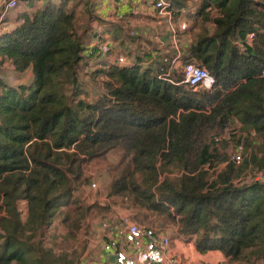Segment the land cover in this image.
<instances>
[{"label": "trees", "instance_id": "obj_1", "mask_svg": "<svg viewBox=\"0 0 264 264\" xmlns=\"http://www.w3.org/2000/svg\"><path fill=\"white\" fill-rule=\"evenodd\" d=\"M168 1L174 20L187 10L179 59L171 30L152 52L132 51L119 25L107 28L117 50L99 54L70 0L19 11L0 32V264H81L85 245L72 242L92 213L110 210L85 202L86 165L115 149L106 194L125 197L140 223L172 224L227 264H264V181L252 175L264 170V0ZM188 63L213 84L184 83ZM89 75L101 83L94 96Z\"/></svg>", "mask_w": 264, "mask_h": 264}, {"label": "rangeland", "instance_id": "obj_2", "mask_svg": "<svg viewBox=\"0 0 264 264\" xmlns=\"http://www.w3.org/2000/svg\"><path fill=\"white\" fill-rule=\"evenodd\" d=\"M58 3L60 0H53ZM90 7L85 8V0H70L69 8L73 10V14L76 18V28L79 32L84 30L90 36L87 39V42L92 46H98V53L104 54L99 46L100 44L107 43L109 46L113 47L114 50H117V43L112 38V36L107 33V28L113 27L116 28L118 25L127 32L130 30V34H133L134 37L127 38L126 36L122 39L125 49L134 50L139 46L145 51L152 52L151 46L153 43H159L163 38H165L170 30V26L167 24V27L162 23L158 22L163 18L159 15H155L151 10L145 8L142 4L135 3L133 0H88ZM199 0H191L189 6H197ZM44 0H33V7H28V3H25L24 0H21L18 6L12 11H27L31 12L37 7H41ZM127 6V8H125ZM33 8V9H32ZM2 11V10H1ZM15 12V14H17ZM185 14L183 13L177 20L173 19L172 26L176 29L179 27V23L185 22ZM20 21H16L15 16L6 18L5 20L0 21V32H3L8 29H12ZM177 25V26H176ZM164 40V39H163ZM162 40V41H163ZM119 50V49H118ZM107 52V51H106ZM118 55L123 56V61L121 63H128L130 59L126 56L125 51L117 52ZM142 54V53H140ZM99 57L94 55L92 59L88 60L87 67L84 68V72L88 73L94 70V64L97 62ZM102 58V57H101ZM104 58V56H103ZM131 61V60H130ZM132 63V62H131ZM129 64V63H128ZM145 66V64H144ZM179 67V65H178ZM85 77V76H84ZM85 86L89 90L90 95L94 96L99 90V80L93 79L91 75L84 78ZM118 153L114 152L109 155L108 159L105 162H99L103 165L109 163H116L118 159ZM86 172L91 175V183L89 186L84 187V196L86 203H92L94 200H99L102 204L108 205L110 208L109 214L105 217H101L95 213L89 217L88 221L85 223L84 228L78 234L76 242H72L74 247H82L85 245V250L81 256V264H93L91 262H99L101 259V242L107 240L110 236L109 229L101 230L100 225L104 219L114 221L117 216L130 214L137 219V210L131 208L127 204V199L125 197H109L107 196V185L111 178L114 176L115 171L110 172L105 168H101L98 164L90 162L86 165ZM257 172H254L252 175L255 176ZM264 180V172L262 173ZM258 176V175H257ZM139 222V220H138ZM158 228V227H156ZM157 232L166 233L171 236L172 243L171 246H175L176 238L182 240L178 237H175V226L169 224L168 227H165L164 230H157ZM51 231L50 233H53ZM183 241V240H182ZM61 245V241L59 242ZM71 245V246H72ZM175 258L178 259L180 264H185L186 259L183 255L174 254Z\"/></svg>", "mask_w": 264, "mask_h": 264}, {"label": "built area", "instance_id": "obj_3", "mask_svg": "<svg viewBox=\"0 0 264 264\" xmlns=\"http://www.w3.org/2000/svg\"><path fill=\"white\" fill-rule=\"evenodd\" d=\"M21 0H0V6L5 9L16 8ZM150 9L155 15L163 18L172 32V42L177 43V30L173 28V14L169 9L168 0H133ZM179 29H185V22L179 23ZM252 39V34L248 40ZM99 48L106 53L109 45L100 44ZM175 59H179L181 53L179 49ZM118 61H123V56L119 55ZM185 77L184 83L193 88L204 86L209 88L214 80L206 69L198 67L193 63H188L183 67ZM243 158V145L237 144L231 155V160L240 163ZM263 171H259L253 176L256 180H263ZM258 175V176H257ZM101 230L110 231L107 240L101 242L102 251L107 254L104 264H180L175 255L169 252L171 246L170 235L157 232L154 229L138 222L130 214L119 215L114 221L104 219L100 225Z\"/></svg>", "mask_w": 264, "mask_h": 264}, {"label": "crops", "instance_id": "obj_4", "mask_svg": "<svg viewBox=\"0 0 264 264\" xmlns=\"http://www.w3.org/2000/svg\"><path fill=\"white\" fill-rule=\"evenodd\" d=\"M126 2H128V0H126ZM125 8H127V6H125ZM14 9V8H12ZM12 9H5L3 6H0V21L5 20L6 18H10V17H14L16 18V11H12ZM2 10V11H1ZM150 10V9H149ZM186 10V9H185ZM185 10L183 11L185 13ZM187 11V10H186ZM18 13V12H16ZM158 22H162L166 27L167 24L164 20H159ZM189 37L180 29L178 30V36H177V43H173L171 40V36H170V40L171 43L174 45V47L176 49H179L180 53L183 54L184 52L180 50V47L184 49L183 43H187ZM117 152L118 153V159L120 157V150L115 149L112 152L109 153V155H111L112 153ZM109 155L107 156L106 159H94L92 162L98 164L102 169L106 167L108 165H112L111 163L109 164H102L99 162H105V160L108 159ZM117 159V161H118ZM91 162V163H92ZM115 171V170H114ZM112 172V171H110ZM171 237V236H170ZM172 241V240H171ZM172 243V242H171ZM169 252L172 254H180L183 255V257L186 259V263L185 264H227V260L226 258L218 251L215 250H210L206 253H200L196 250L193 242H185L182 240H179L176 238L175 240V246H170ZM101 259L99 262H91L93 264H104L106 258H107V254H105L102 249H101Z\"/></svg>", "mask_w": 264, "mask_h": 264}, {"label": "water", "instance_id": "obj_5", "mask_svg": "<svg viewBox=\"0 0 264 264\" xmlns=\"http://www.w3.org/2000/svg\"><path fill=\"white\" fill-rule=\"evenodd\" d=\"M202 89H204L205 87L204 86H201Z\"/></svg>", "mask_w": 264, "mask_h": 264}]
</instances>
